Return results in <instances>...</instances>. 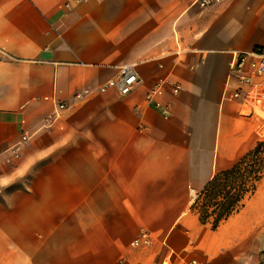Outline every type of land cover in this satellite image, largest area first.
Returning <instances> with one entry per match:
<instances>
[{
    "label": "crops",
    "instance_id": "obj_1",
    "mask_svg": "<svg viewBox=\"0 0 264 264\" xmlns=\"http://www.w3.org/2000/svg\"><path fill=\"white\" fill-rule=\"evenodd\" d=\"M195 1L0 0V156L26 136L0 166V264H264V202L214 231L190 209L258 143L229 71L264 54V0ZM130 64L129 94L98 93Z\"/></svg>",
    "mask_w": 264,
    "mask_h": 264
},
{
    "label": "built area",
    "instance_id": "obj_2",
    "mask_svg": "<svg viewBox=\"0 0 264 264\" xmlns=\"http://www.w3.org/2000/svg\"><path fill=\"white\" fill-rule=\"evenodd\" d=\"M85 0H65L64 6L70 9L72 5L78 4ZM222 0H196L195 5L201 9L210 8ZM9 55L0 49V61L9 60ZM230 79L235 84L233 96L240 102L239 115L255 121V135L258 142L264 145V54L259 50L249 53H234L233 60L229 71ZM138 83V76L135 65H124L119 68L118 74L107 80L105 84L99 87L98 93L103 94L107 91H114L119 95L129 94ZM163 80H157L151 92L147 95L150 101L154 94L160 92L164 85ZM180 91L179 86H173V94ZM90 95L89 91H83L73 96L74 101H81L84 97ZM156 107H160L156 104ZM65 109L64 105H58L57 110ZM162 114L167 117L168 111L162 110ZM26 141V136L11 148L7 149L0 156V166L9 167L16 162L21 155L22 144ZM151 242L150 234L144 232L133 241L134 246H147Z\"/></svg>",
    "mask_w": 264,
    "mask_h": 264
},
{
    "label": "trees",
    "instance_id": "obj_3",
    "mask_svg": "<svg viewBox=\"0 0 264 264\" xmlns=\"http://www.w3.org/2000/svg\"><path fill=\"white\" fill-rule=\"evenodd\" d=\"M261 181H264V145L258 142L231 169L216 173L198 193L190 209L201 224H209L214 231L244 207Z\"/></svg>",
    "mask_w": 264,
    "mask_h": 264
},
{
    "label": "rangeland",
    "instance_id": "obj_4",
    "mask_svg": "<svg viewBox=\"0 0 264 264\" xmlns=\"http://www.w3.org/2000/svg\"><path fill=\"white\" fill-rule=\"evenodd\" d=\"M253 196H254V198H253ZM253 196L251 198H249L248 200L258 199V201H259L258 203L264 202V182L260 183V186H258V193L256 195L254 194Z\"/></svg>",
    "mask_w": 264,
    "mask_h": 264
}]
</instances>
